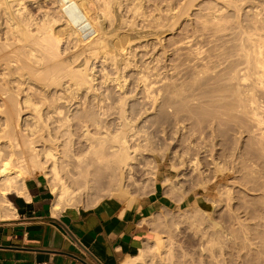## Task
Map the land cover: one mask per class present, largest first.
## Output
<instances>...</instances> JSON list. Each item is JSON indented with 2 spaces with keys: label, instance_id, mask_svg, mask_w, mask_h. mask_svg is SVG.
I'll use <instances>...</instances> for the list:
<instances>
[{
  "label": "rangeland",
  "instance_id": "1",
  "mask_svg": "<svg viewBox=\"0 0 264 264\" xmlns=\"http://www.w3.org/2000/svg\"><path fill=\"white\" fill-rule=\"evenodd\" d=\"M32 1L33 0L28 1L30 5H28L27 3V7L29 6L28 9L30 10L31 14L34 15L35 18L39 17L40 19L41 18L40 15L48 11L47 14H51L53 15V17L55 16L58 19L59 15L55 13L56 10L53 6L54 4L52 3V1L49 2L50 0L49 1L40 0V2L42 3L41 5H40V2L38 4L37 2L35 3V1L33 2ZM96 1H98L99 3L101 2L99 0H93L92 2H89L91 4H88V5H91L90 8L92 11L94 10L97 11V8L99 7L97 12L100 11L99 13H102L101 11L104 9L103 8L104 6L102 5V3H100L101 6H99V3ZM117 1L119 2V7H120V4L122 3L121 5L124 8L123 9L120 7L122 9L120 10L122 12L120 19L123 20L124 17L125 18L128 17L126 19L128 21L131 20L130 22H128V24H136L135 27H133L134 33L133 31L132 32L129 31L130 34L128 36L130 38L128 39L130 43L127 42L128 44L126 45H129V44L130 45L129 47L128 46L125 47L127 49L124 48V52L127 53L125 57L128 60L125 57H124L123 63L120 60L118 61L115 60L116 62H121L118 64H116L114 60H112L114 62L113 63L110 60L106 61L98 56H91L90 58L91 60H90L89 57L93 51L91 52L89 50H93L92 47L96 40L95 37H98V31L92 34H89L88 36L86 35V37L75 36V38L78 37V39H74V36H71V38L73 37L71 40L69 39V37L66 39L67 35L62 36L63 37L62 38L61 37L62 34L60 33L61 35L60 34L59 35L62 38L61 42L63 43V39L64 40L66 39V41H64V44L60 42L59 55L57 56L59 57V59L56 56H48L45 53V51H41L39 53L40 50H38V52H35L36 55L40 54L37 56L41 57V54H42L41 59H39L38 66H35L36 63H38V60L33 59L35 61L34 62L35 65H33L34 64L33 60L29 62L30 59L26 58V60H28L26 65L28 66L23 67L20 70L15 69L12 72V75L0 73V91H1L0 92V123L3 122L4 116L2 115H5V109L11 102L10 99L8 98L10 97V95L11 97H15V100H19L18 105L22 107L21 108L22 112L24 109V112L22 113V115L25 113L23 115V117H25V115L27 116L28 114H31V112H33L30 107L25 108V106H23L22 103L20 104V102L23 100L22 97L25 94V92H27L30 95V98L33 101L34 99H36L35 102L39 103L43 108L45 107V105H43L42 103L52 102V100L56 96L55 94L60 93L62 90H65L64 93H66L67 88H66V85L64 84L70 82L69 80H71L70 79L71 76L69 75V73L65 74V72H59L61 74L60 76L62 77V80L63 79H66V80L65 82H59L61 84L57 86V83H58L57 80H59L58 79L59 73L57 75L58 77L57 78L56 77L57 71L55 70L56 71L55 72L53 70L54 64H57V63L60 64V60H61L60 58L65 57L64 60L63 59L62 60L64 61V63L66 62L65 64L66 67L68 64L69 66L67 67L68 72L72 71L70 68H74V67L76 69L83 68V65L84 64L86 65V63L88 62L87 64H89L90 66V72L91 71L94 72L93 74H91V76L93 75L94 79L92 81L93 83L94 82L95 83L93 84L92 81L83 83L84 85H80V87L82 86L81 87L82 90L79 87V85H77L79 87V90H78V87H76L77 89L73 87V89H76V91L75 90L74 91L77 93L75 94V92L73 91L74 92L73 94L75 95L71 94L72 95L71 98L74 99V97L76 96V99H74L75 105L79 104L81 101H84V102L88 101L87 103L89 104L86 105L87 108L83 109L82 107L84 105L82 106L81 104L82 102H81L79 104L80 105L79 109L77 108L75 110L74 108L73 110L70 111V114H72L71 117L75 118L76 116H73V114L78 115V110H79L80 111L79 113L80 114L82 113L84 115L83 119L87 118V119H90L91 121V119L92 118L94 119L95 117L100 122L102 121V124L104 122V124L110 125L111 129H113L115 128V125H117L119 117H120V115H118L119 114L118 112L122 108H124L126 117L129 115L128 116L129 119L127 117L128 121L131 120L129 121L131 123V127H133L135 131H137V137H136L137 139L135 140V143L137 142L141 144V147H140L141 158L139 159V161L140 160L141 161L140 163L138 162L136 164V166L138 167L135 166L134 172H132L131 174H124L120 179L121 183L114 184L112 186L107 184L109 180V176H106L101 181H98L97 184L93 185V183H96L100 175L97 174L96 171H94V168H91V171H93L92 173L94 174L93 175L91 174L89 177L91 178V176H93L92 177L93 179L89 178L90 184H89V187H86L85 182H84L85 176L82 173V169L84 168L83 166L85 165L84 164L85 161H80L79 158H75L70 153H66L69 146L73 145V150H75L74 152L76 153V155H81V157L86 155L85 150L87 149V146H86L87 144L85 142V139L82 137L81 131H79L80 130L79 126L75 125L76 126L74 130L75 134L72 137V140L70 141L69 139L71 136H69L65 131H63L62 132L63 135L60 138V141L58 143L60 146L59 148H57L61 156L58 167H59V170L61 172L63 179L66 180L67 183H69V185L71 186V188L74 189L75 192L77 191V193L75 197H73L69 205L62 204L63 205L62 207L79 206V207L89 208V207H92L97 202H99L100 200H102L103 198L109 197V196H115L124 201H131V200L139 199L142 196H146L147 194L152 192L155 189V187H159V188H162L165 194V203L167 207L165 211H161V214L158 220L159 222L158 227L155 231V238L148 245H146L148 248L147 250L148 252L144 253V255L146 254L145 255L146 257H144L145 259L141 260L140 263L138 264H264V118H263L264 117V111H263L264 110V98H263L264 88L256 86V88L258 87L257 88L258 90L256 91H259V89L262 88L260 92H257V95H260L257 97L259 100L258 99L257 100L258 102L260 101V103L262 102L260 105L261 109H259V112L260 114L262 113L261 115L263 118V124H261L259 129H257V127H255L251 121H250L251 123L250 122L247 123L246 121H244V122H241L240 124L239 123L236 124L234 121H231L229 123L227 122L226 124H217V123L213 124L211 123L210 118L211 116L214 115L213 112H215L216 114L215 110H217V107L214 106V108L216 109H213V107L209 108L210 107L209 106L206 109L207 111L204 109L200 110L199 107L198 108L194 107L195 110H193L194 111L193 115L197 114L195 116L197 118L196 119L197 122L195 123L194 121L192 123L189 122L190 127L188 128V131L191 132L194 130L193 133L196 131V135H197V132L198 134H199V131L201 132L199 135H197V137L196 135H193L194 137H192V132L189 133V136L190 135L191 136L187 137V80L191 82L192 80L190 79H193V77L196 76V75L193 76L195 73L194 71H196L197 73V69L195 68H198L199 66L205 63V62L204 63L201 62L202 63L201 64L199 62L198 63L199 65L197 64L198 67H196L195 64L190 65L189 67L192 68L191 70H193V67L195 65V68H194L195 70L193 71H191L189 67L187 68V55L189 54L188 52L190 51L187 49V36L188 37L191 36L193 40L191 38L189 39L191 40L193 44L196 41V44H194L193 48L197 44L199 45L198 47H200V45L203 44L201 46L202 47L204 46V47L201 50H203V52H205L206 54L209 51L207 55L203 53L204 54L203 56L205 57L203 58L205 59L204 61L206 62L211 59L214 62L215 58L218 59L217 53L219 54V52H222V51L226 52L225 49L227 48L228 49H227L226 54L230 52L233 53V48H235L234 46L239 39L238 38L239 36H237L238 35L237 33H241L245 27L246 28L243 31L245 30L246 32L248 30L251 31V33L249 31L247 33L249 35L251 34V37L254 34H256L257 36H259L257 38H262V40H264V30H263L264 29V0H193V3H192V0H190V2L189 0H164V1L163 0H138V2L140 1V4H138L137 0L136 1L135 0L134 1L133 0H122V1L117 0ZM128 2H131V3H128ZM168 2H170L171 4L169 5ZM50 3H52L53 5L51 6ZM97 3L98 5H96ZM187 3L189 4V6L187 5ZM45 4H46V8H45ZM92 4H95L96 6L94 7V5ZM135 4L138 6L140 5V7H137ZM159 4L162 5L161 6L162 8L159 7L160 6ZM126 5H128L127 7L130 6L129 7L130 11L127 9L128 13L125 8ZM41 6H43L44 9H42L43 11L40 12L39 7ZM92 6L95 9H93ZM142 6H143V9H142ZM170 6H171V10L169 9ZM212 6L215 8L217 7L218 9H216L215 11ZM100 7H102V10ZM134 7L136 8L134 9ZM132 8L134 10L137 9V11L140 10V13L142 11V14H139V12L137 14L136 13L137 11L135 12ZM156 8L158 9V11H156ZM48 9L51 10V12ZM164 9L166 11H164ZM220 9L221 10L224 9V10L221 11ZM52 10H54L55 12H52ZM207 10L211 12L215 11V13H217L220 10L221 12H218V14L215 15V17H217L215 20H219L218 18H220V16L218 15L219 13H221L220 20L223 23V25H219L221 22H218V21L214 22L215 17L213 18L212 16L210 17L209 11ZM159 12H162L163 14L160 13L159 15ZM54 13L58 16L54 15ZM152 15H153V20L151 19L152 17H150ZM132 16L134 17L132 18ZM157 16H158V19H157ZM129 18H132L135 22ZM143 18L144 19L146 18V20H143ZM207 18L213 19V20L211 19V21L212 23H215V25L212 23L211 25L216 28L218 27L217 29H219V31L217 29L215 30L214 27H211L209 25L211 21L210 19L207 20ZM126 19L123 22L121 21L125 25H127ZM251 19L255 22H253ZM58 20L60 22V17ZM204 20H207L209 23H206L207 21H204ZM173 21L175 24L173 23ZM154 22L156 23V25L154 24ZM122 23L121 25H124ZM189 23L191 24L189 25ZM205 23L208 24V26L207 25L205 26L209 30L205 28V26H203V24ZM169 24L172 25L173 27L170 26ZM238 24L241 27H243V29L240 28L241 31L239 30L240 26ZM105 25L106 26L104 30H107V28H110L107 30V32L109 33V36L110 35L113 36L114 34L112 32L115 33V31L111 27H107L109 25L108 22H105ZM147 25H148V28H147ZM247 26H251V28ZM139 27H142L143 30L142 28H139ZM168 27H170L171 29L170 28L168 29ZM118 28H120V30ZM116 29H117L116 32H118V30L119 32L123 31V33L126 31L125 26L124 27L120 26V27H117ZM58 30L59 28L57 27V31ZM261 30H263V33ZM232 32L233 33L236 32L235 33L236 35L233 34ZM94 34L96 36H94ZM79 38H80V42H79ZM138 38L140 39L138 40ZM91 39L93 41H91ZM73 41L74 42L76 41L77 45H75V43L73 44ZM199 41H200V44L198 43ZM66 45L67 46L70 45L68 46L69 50L71 48L70 51L66 48L67 52H71V55L74 54V56L70 55L71 57L69 56L70 53L64 54V55H68L70 59L68 56H67L68 58L66 56H63V53L66 52V49H65V47H67ZM223 45L224 47H227V48H224ZM219 47H223V48H219ZM229 47H231L230 49H232V51L229 49ZM88 48H89L88 51L85 50ZM63 49H65L64 52H62ZM220 49H222V51ZM216 50H217V53H216ZM212 52L214 53V56H212ZM209 55H210V59H209ZM190 56L192 57V55ZM81 58L85 63L82 62V60H80ZM134 58L135 59L137 58V59L135 60ZM73 59L74 60L77 59V61H75L74 63ZM100 60H103L104 62ZM63 61H61V63L64 65ZM70 61H72L71 63L73 64L69 65ZM91 61H92V64H90ZM101 62L103 63L104 66L100 65L101 66L100 67L99 64H102ZM76 63L77 65L80 64V66L78 65L77 67ZM82 63L83 65L81 67ZM13 64L16 66V63H13ZM13 64L11 66L12 68H14ZM115 64L116 66L117 65H121V66L120 67L117 66L118 67L117 68ZM126 64H127L128 69L126 67ZM30 65L35 66V68H33V66H30ZM40 65H42V67ZM145 65L148 67L146 68ZM91 66H93L92 68L93 70H91ZM37 67H41L40 70ZM123 67H126V68L123 69ZM201 67L199 69H201ZM220 67L221 66H219V69H217L218 67H216L217 72L215 70H213L214 72L211 71L212 72L211 75H214V76L207 74L201 77L202 79L198 77L200 81L196 80V83L198 82V84H194V86H196L194 87V90L195 91L203 90V95H205L204 90H207L208 88H211L214 85L216 86L217 83L223 82V80L220 77H223L222 75H224L225 69H222V67L221 68ZM34 69H36L37 71H35ZM76 69H73V70H76ZM101 69L105 70L106 73L103 72ZM115 69L116 71L119 70L120 72L118 73L117 71L116 73L114 71ZM21 70H22V73H21ZM33 70L39 73V74L35 73V74H38V76L35 75L34 72H32ZM45 70L47 71V74L49 76L53 74L52 76L54 80H52L51 76L50 77L47 76ZM123 70L124 71L126 70V71L124 72ZM142 70L143 72H141ZM1 71H3L2 68H1ZM41 73H42V76L44 77L46 76L45 82H42L44 81L45 78L43 79L39 77ZM217 74H219V76H217ZM35 76L39 77L38 79L40 80L42 79V80L37 81ZM140 76H144L143 78L144 80L146 78V81L140 78ZM207 76H209L208 79H207ZM5 77L7 79H5ZM33 77L35 79H33ZM54 77L57 79H55ZM117 77H120V78H117ZM8 78L9 79L11 78V79L9 80ZM48 79L49 81L52 80L50 88L47 86L50 84ZM140 79L143 80L144 83L145 82H148V83L144 84ZM6 80L7 82H5ZM62 80H59V81H62ZM103 80L105 82H103ZM123 80H124V83L121 82ZM125 80L127 81V85L125 83ZM201 80L203 81L201 82ZM213 80H215V82ZM21 81L23 82L22 84H21ZM53 81L56 83H54ZM74 81L75 79L72 80L71 82L74 83ZM46 83L47 85L45 86ZM53 83L56 84L55 85L56 88L53 87L54 86ZM116 83L118 85H116ZM199 83H200V86H199ZM203 83L205 84V86ZM90 84H92V86ZM147 84L149 88L150 86L153 88V89L150 88V90H152L150 91L148 90L149 88L147 87L146 93H148L149 91L150 95L149 94L147 95L144 92L145 91L144 88L146 87L145 85ZM201 85L204 88L201 87ZM23 86L24 88H21ZM26 86H27V90H26ZM85 86L86 87L88 86L87 87L88 89H86ZM117 86L119 88H117ZM62 87H64L65 89ZM29 89L32 91V93ZM121 89H123L125 93L123 91L121 92ZM53 90L56 91L55 94L50 93V92H54ZM72 90H69L70 93ZM90 90H91V93H90ZM69 91H67L68 93L66 94L69 95L70 94ZM103 92L105 93L107 92L106 95H109L108 97L109 98L112 97V98L110 100H107L109 98L107 96L104 98L105 94ZM179 92H182L180 93L181 95L179 94ZM1 93L2 94L4 93L5 95L4 94L2 95ZM91 94L92 96H90ZM99 94L101 95L100 98L102 99V102L107 103V104L103 103V105L104 104L106 105L104 106L105 109L108 110L112 107L110 113L112 112L113 114L112 113L110 114L108 112L110 114L108 115L105 109L103 111H99V109L95 107L97 106L96 105L97 100L94 98H99V96H97ZM119 94L121 96L120 97L121 99H122V96H125V94L127 95L125 96L126 98L123 97L124 98L123 100L126 99L124 103L120 102L121 99L119 98ZM182 94H185V95H182ZM33 95H34V98H33ZM68 95L66 96H67L68 101L70 99V103L68 101H63L61 103V105L63 104L64 106V103L66 102L65 108H67V106L69 107L70 104H72V102L74 103V100L72 101L71 98L68 99V97L71 96V95L70 96ZM79 95H81L82 97L87 95L86 96L87 100H83L84 98H81V96ZM49 96L51 100L48 99ZM118 98L120 99L119 102H118ZM89 100L92 103L89 102ZM6 101L9 102L7 106H6V103L4 105V102ZM87 103H83V104H87ZM89 105L91 108L89 107ZM108 105H110L109 108H107ZM4 106H6L5 109H4ZM209 109H212V110L209 111ZM196 110L200 112L199 115H198L199 112H196ZM202 110L206 111L209 114L202 113ZM97 111L101 112L99 113L100 115L98 114ZM114 111H117V112H115L114 114ZM44 112H46V109L44 110ZM85 112H86V115H85ZM203 114L204 116H201ZM101 115H103L104 117ZM207 115H210V116L207 117ZM206 117L208 118V120ZM75 120L76 118L74 119V121ZM112 122L114 124H112ZM245 122L247 123V125ZM245 127L247 129H245ZM90 129L94 130V127H90ZM201 133H204L205 136L202 139H199L201 136ZM38 138L40 139L42 138V139L41 141L40 139H38L35 145L37 149H41L43 139L45 138H44V135ZM187 138H188V141H187ZM189 138L192 141L189 140ZM46 143L47 145H51L50 142H46ZM200 146L201 147L204 146L202 147L203 149L204 148L206 149L208 147L205 153H203L204 151L201 148L200 149L198 148ZM193 147L194 148L196 147L195 149L198 148V150H202V151L200 153L198 151L196 152L193 149ZM89 155L90 153L87 154L85 158L89 159ZM194 155L197 157L199 161L198 163L196 162L197 159L195 161ZM192 161L195 162L194 163L195 165L192 163ZM196 165H199V167ZM26 169L28 171L27 172L28 174H25L21 180H19L20 178L16 179V177H18L17 175L19 174L17 169L13 171V173L6 174V177L15 176L14 179H11L8 181L11 184V190H13V187L14 189H17V185L20 182H24L25 178H27L28 176L41 173L47 178L51 186V189L54 193V199H55L57 192L59 191V183L56 179L52 177L51 173L47 171L48 168L45 165L44 167H41V168L38 166L29 165L27 166ZM92 181L93 183L91 184ZM214 225H215V228H213Z\"/></svg>",
  "mask_w": 264,
  "mask_h": 264
},
{
  "label": "bare ground",
  "instance_id": "2",
  "mask_svg": "<svg viewBox=\"0 0 264 264\" xmlns=\"http://www.w3.org/2000/svg\"><path fill=\"white\" fill-rule=\"evenodd\" d=\"M28 1L30 0H0V73H4V74H8V75H12V72L15 70V69H18L20 70L21 68L23 67H26L28 65H26V63L28 62V60H26V58H29L31 62V60L35 59V60H38V63H36L35 65V61L33 60V65L35 66H38L39 65V59H41L42 57V54H41V57L37 56V55H40V54H37L35 52H38L39 53L41 51H45V53L48 55V56H58L59 55V47H60V42L62 41L61 39L63 38L62 36L64 35H67L66 39L69 37V39L71 40V36H74V39H78V37L75 38V36H82V37H86V35L88 36L89 34H92L96 31H98V37H95L96 40L94 42V45H93V50H89L88 49H85V50H89V51H93L92 54L90 55L89 59L91 58V56H98V57H101L102 59L106 60V61H111L113 62L112 60H120L122 63L124 62V57L127 53L124 52V48L126 46L129 47V45H126L128 44L127 42H129V39L130 38L128 35L130 34L129 31H133L134 33V28L136 24H128V21L126 18L128 17H124L123 20H121V15H122V12L120 10H122L121 8H123V6L120 4V7H119V2L117 0H99L101 1L100 3H102V5L104 6L103 10H102V7L101 8V12L102 13H99L97 12L98 11V8H97V11L94 10L92 11L90 6L91 5H88V4H91L89 2H92L90 0H48L49 2L52 1V3H50V5L54 6L56 12L54 10H52V12H55L56 14L59 15L60 17V22H59V17L57 19V17H53V15L51 14H47L48 11H46V13L40 15L41 18L39 19V17L35 18L34 15L31 14L30 10L28 9L27 7V3ZM35 1V3L37 2L39 4L40 0H33ZM32 1V2H33ZM46 1V0H44ZM119 1H122V0H119ZM134 1V0H133ZM136 1V0H135ZM164 1V0H163ZM30 2V3H32ZM98 2V1H96ZM95 2V3H96ZM138 2V0H137ZM156 2V1H155ZM190 2V0H189ZM220 2V1H219ZM44 3V2H43ZM46 3V2H45ZM99 3V2H98ZM98 3L96 5H98ZM99 3V6H101ZM128 3H131V2H128ZM133 3V2H132ZM136 3V2H135ZM169 5L171 4L170 2H168ZM192 3H193V0H192ZM34 4V3H33ZM42 3L40 2V5ZM49 4V3H47ZM134 4V3H133ZM138 4H140V1L138 2ZM163 4V3H162ZM28 5H30L28 3ZM37 5V4H36ZM35 5V6H36ZM94 5V7L96 6L95 4H92ZM124 5V4H123ZM136 5V4H135ZM157 5V4H156ZM160 5V4H159ZM164 5V4H163ZM167 5V4H166ZM187 5L189 6V4L187 3ZM34 6V5H33ZM125 6V5H124ZM128 5H126V11L127 9L129 10V7H127ZM134 6V5H133ZM137 7H140V5H136ZM155 6V5H154ZM162 5H160L159 7H161ZM168 6V5H167ZM172 6V5H171ZM171 6H170V10H171ZM236 6V5H234ZM42 7V8H41ZM39 7V11H43L42 9L43 6ZM213 7V6H212ZM221 7V6H220ZM219 7V8H220ZM34 8V7H33ZM41 8V10H40ZM45 8H46V4H45ZM48 8V7H47ZM93 8V6H92ZM136 7H134L135 9ZM158 8V7H157ZM156 8V11H158V9ZM162 8V7H161ZM160 8V10H161ZM165 8V7H164ZM175 8V7H174ZM214 10L216 11V9H218L217 7H213ZM237 8V7H236ZM31 9V8H30ZM95 9V8H93ZM124 9V8H123ZM133 9V8H132ZM131 9V11H132ZM133 9V10H134ZM142 9H143V6H142ZM166 9V8H165ZM164 9V11H166ZM173 9V8H172ZM240 9V8H238ZM258 9V8H257ZM33 10V9H32ZM31 10V11H32ZM38 10V9H37ZM46 10V9H45ZM49 10V9H48ZM154 10V9H153ZM221 10V9H220ZM218 11V12H221V11ZM249 10V9H248ZM256 10V9H255ZM37 11V12H39ZM51 12V10H49ZM130 11V10H129ZM135 12L137 11L134 10ZM133 11V12H134ZM145 11V10H144ZM143 11V13H144ZM174 11V10H173ZM209 11V10H207ZM213 11V10H212ZM215 11L211 12L209 11V14H210V17L212 16L215 17L217 13H215ZM49 12V13H50ZM125 12V11H123ZM134 12V13H135ZM142 14V11L140 13V10L137 11L136 13L138 14ZM147 12V11H146ZM154 12V11H153ZM171 12V11H170ZM211 12V13H210ZM250 12V11H249ZM248 12V13H249ZM54 13V15H56ZM128 13V11H127ZM135 13V14H136ZM160 13L162 12H159V15ZM168 13V11H167ZM208 13V12H207ZM225 13V12H224ZM39 14V13H38ZM163 14V13H162ZM161 14V16H162ZM221 13H219L218 16H220L221 18ZM250 14V13H249ZM252 14V13H251ZM256 14V13H255ZM51 15V16H50ZM56 15V16H58ZM125 15V14H123ZM128 15V14H126ZM132 15V14H131ZM151 15V14H150ZM224 15V14H223ZM137 16V15H136ZM174 16V15H173ZM208 16V15H207ZM205 16V17H207ZM123 17V16H122ZM131 17V16H130ZM134 16H132L133 18ZM141 17V16H139ZM145 17V16H144ZM152 17L151 19L153 20V15L150 16ZM258 17V16H257ZM132 18H129V19H132ZM149 18V17H148ZM147 18V20H148ZM165 18V17H164ZM174 18V17H173ZM212 18H207L211 19ZM217 17L214 18V22H221L220 18H218L219 20H215ZM127 20V25H125L124 23H122L124 20ZM141 19V18H140ZM157 19H158V16H157ZM162 19V18H161ZM160 19V20H161ZM167 19V18H166ZM172 19V18H171ZM170 19V20H171ZM195 19V18H194ZM199 19V18H198ZM249 19V18H248ZM133 20V19H132ZM139 20V19H138ZM143 20H146V18ZM173 20V19H172ZM207 20H204V21H207ZM213 20V19H212ZM252 20V19H251ZM122 21V22H121ZM134 21V20H133ZM165 21V19H164ZM253 21V20H252ZM105 22H108L109 25L107 27H111L114 31L112 32L114 35L113 36H109V33L107 32L108 29L110 28H107V30H104L105 29ZM135 22V21H134ZM137 22V21H136ZM143 22V21H142ZM153 22V21H152ZM202 22V21H200ZM226 22V21H225ZM255 22V21H253ZM252 22V24H253ZM259 22V21H258ZM124 24V25H121ZM133 23V22H132ZM146 23V22H145ZM159 23V22H158ZM171 23V22H170ZM174 23V21H173ZM193 23V22H192ZM196 23V22H195ZM204 23V22H203ZM206 23H209L208 21ZM203 24V26L207 25L208 24ZM212 21L209 23V25L211 27H214L211 25ZM257 23V21H256ZM139 24V23H138ZM143 24V23H142ZM141 24V25H142ZM152 24V23H151ZM154 24L156 25V23L154 22ZM168 24V23H167ZM175 24V23H174ZM191 23H189L190 25ZM201 24V23H200ZM215 25V23H212ZM240 24V23H239ZM238 24V25H239ZM243 24V23H242ZM159 25V24H158ZM166 25V24H165ZM170 25V24H169ZM219 25H223V23L221 22ZM241 25V24H240ZM239 25V26H240ZM248 25V24H247ZM258 25V24H256ZM255 25V26H256ZM124 27L125 26V32L123 33V31H120V28H118V32H116V28L117 27ZM143 26V25H142ZM146 26V24H145ZM150 26V25H149ZM161 26V25H160ZM172 26V25H170ZM193 26V25H192ZM218 26V24H217ZM242 26V25H241ZM239 27V30L240 28L243 29V27ZM57 27L59 28V30L57 31ZM152 27V26H151ZM149 27V28H151ZM156 27V26H155ZM154 27V28H155ZM159 27V26H158ZM157 27V28H158ZM173 27V26H172ZM188 27V26H187ZM190 27V26H189ZM196 27V26H195ZM221 27V26H220ZM247 27H250L251 26H247ZM139 28H142V27H139ZM138 28V29H139ZM147 28H148V25H147ZM153 28V27H152ZM161 28V27H160ZM170 27H168L169 29ZM194 28V27H193ZM205 28H207L205 26ZM204 28V30H205ZM215 30L218 28L214 27ZM227 28V27H226ZM246 28V27H245ZM244 28V29H245ZM111 29V30H112ZM137 29V27H136ZM135 29V30H136ZM164 29V28H163ZM162 29V30H163ZM166 29V28H165ZM171 29V28H170ZM198 29V28H197ZM208 29V28H207ZM206 29V30H207ZM211 29V28H210ZM228 29V28H227ZM243 29V30H244ZM110 30V31H111ZM122 30V28H121ZM124 30V29H123ZM141 30V29H140ZM143 30V28H142ZM160 30V29H159ZM196 30V29H195ZM194 30V31H195ZM202 30V31H204ZM209 30V29H208ZM219 31V29H217ZM238 30V31H239ZM243 34L242 32L241 33H237L239 36L238 38V41L236 42L235 44V48H233V53L230 52V53H227V47H223L224 48H227L225 49L226 52L222 51V49H220L222 52H219V54L217 53V50H216V53L218 55V59H214V62L213 60H208L207 62L204 61L205 57L203 56L204 54H206L205 52H203V50H201L203 47L200 45V47H198L199 45L197 44L194 48V44H196V41L195 43L193 44L191 42V40L187 36V49L190 50L188 53L190 55H192V57L189 55H187V68L190 66V65H193L195 64L196 67L197 64L200 62L204 63L203 65L199 66L198 68H195V65L193 67V70L197 69V73L196 71H194V75L195 77H193V79H190L192 80L191 82L187 80V137L189 136V133L192 132V137H194L193 135H196V131L193 133V131L189 132L188 131V128L190 127L189 125V122H197L196 121V115H193L194 114V107L195 108H200L201 109H204L206 110L209 106V108H212L213 109H216L214 108L217 107V110L216 111V114L215 112L213 116H211L210 120H211V123H217V124H226L227 122H231V121H234L236 124L237 123H241V122H244L246 121L247 123L248 122H252L253 125L255 127H257V129L260 128L261 124H263V118H262V113L260 114L259 112V109L260 108V101L258 102V96L260 95H257V92H260L261 89H259V91H256L258 90L256 88V86H259V87H263L264 88V40H262V38H257L259 36H253L251 37V34H247L248 31L246 32L243 31ZM257 30V28H256ZM264 30V29H263ZM263 30L262 33H263ZM152 31V30H151ZM188 31V30H187ZM190 31V30H189ZM235 31V30H234ZM237 31V30H236ZM241 31V30H240ZM58 32V33H57ZM146 32V31H145ZM150 32V31H149ZM154 32V31H153ZM192 32V31H191ZM200 32V31H199ZM198 32V33H199ZM251 33V31H249ZM260 32V31H259ZM62 35H61V34ZM111 33V32H110ZM152 33V32H151ZM160 33V32H159ZM163 33V32H162ZM167 33V32H166ZM194 33V32H193ZM201 33V32H200ZM233 33V32H232ZM236 33V32H235ZM233 33V34H235ZM61 37H60V35ZM96 34V33H95ZM94 34V36H96ZM108 34V35H107ZM136 34V33H135ZM139 34V33H138ZM137 34V35H138ZM146 34V33H145ZM161 34V33H160ZM195 34V33H194ZM203 34V33H202ZM201 34V35H202ZM133 35V34H131ZM149 35V34H148ZM188 35V34H187ZM193 35V34H192ZM197 35V33H196ZM236 35V34H235ZM93 36V37H94ZM139 36V35H138ZM153 36V34H152ZM160 36V35H159ZM163 36V35H162ZM165 36V35H164ZM195 36V35H194ZM132 37V36H131ZM140 37V36H139ZM143 37V36H142ZM157 37V36H156ZM161 37V36H160ZM159 37V38H160ZM198 37V36H197ZM256 37V38H255ZM141 38V37H140ZM138 38V40L140 39ZM202 38V37H200ZM199 38V39H200ZM205 38V37H204ZM66 39L64 40L63 39V43L64 44V41H66ZM73 39V40H74ZM136 39V38H135ZM158 39V38H157ZM192 39V38H191ZM196 39V38H195ZM237 39V38H236ZM133 40V39H132ZM131 40V41H132ZM163 40V39H162ZM193 40V39H192ZM203 40V39H201ZM232 40V39H231ZM235 40V39H234ZM78 41V40H77ZM91 41H93L91 39ZM198 41V40H197ZM236 41V40H235ZM68 42V40H67ZM79 42H80V38H79ZM88 42V41H87ZM135 42V41H134ZM177 42V41H176ZM202 42V41H201ZM71 43V42H70ZM75 43V45H77L76 41L74 42L73 41V44ZM130 43V42H129ZM174 43V41H173ZM200 44V41L198 42ZM67 44V43H66ZM81 44V43H80ZM151 44V43H150ZM67 46V45H66ZM70 46V45H68ZM68 46L65 47V49L67 48L68 49ZM72 46V45H71ZM87 46V45H86ZM134 46V45H133ZM230 46V45H229ZM64 47V46H63ZM131 47V46H130ZM206 47V46H205ZM223 47H219V48H223ZM233 47V46H232ZM79 48V47H78ZM137 48V47H136ZM231 47H229L230 49ZM43 49V50H42ZM62 52H64V50ZM67 49H66V52H67ZM127 49V48H125ZM130 49V48H129ZM128 49V50H129ZM212 49V48H211ZM37 50V51H36ZM69 50V49H68ZM71 50V48H70ZM69 50V51H70ZM84 50V49H83ZM84 50V51H85ZM126 50V51H128ZM187 50V51H188ZM206 50V48H205ZM204 50V51H205ZM215 50V49H213ZM232 51V49H230ZM60 52V53H62ZM63 53V56H68V55H64V54H69V56L71 55V52H67V53ZM79 52V51H78ZM86 52V51H85ZM209 52V51H208ZM207 52V54H208ZM214 52V51H213ZM212 52V56H214V53ZM77 53V52H76ZM204 53V54H203ZM80 54V53H79ZM135 54V52H134ZM144 54V53H143ZM206 54V55H207ZM61 55V54H60ZM84 55V54H83ZM140 55V54H139ZM68 56V57H69ZM71 56H74L71 55ZM70 56V57H71ZM132 56V55H131ZM130 56V57H131ZM136 56V55H135ZM67 57V58H68ZM69 57V59H70ZM81 57V56H80ZM86 57V55H85ZM128 57V55H127ZM204 57V58H203ZM216 57V56H215ZM47 58V57H46ZM59 59V57H57ZM65 58V57H64ZM64 58H60V64H54V67H53V70L56 72V77L58 75L59 72H65V74L69 73V75L71 76V80H69L70 82L64 84L66 85V93H68L67 91L69 90H72L73 87L76 88L78 87L77 85H84L83 83H86V82H91L94 77L93 75L91 76V74H93L94 72H90V66L89 64L86 63V65L83 63L81 64V67L83 65V68H70L72 71H69L68 72V64H67V67L65 66L66 62L64 63ZM66 58V60H67ZM77 58V57H75ZM84 58V57H82ZM82 58L80 60H82ZM88 58V57H87ZM126 58V57H125ZM133 58V57H132ZM131 58V59H132ZM207 58V56H206ZM214 58V57H212ZM57 59V60H58ZM63 59V60H62ZM68 59V61H69ZM99 59V58H98ZM97 59V60H98ZM123 59V60H122ZM127 59V58H126ZM135 59V58H134ZM137 59V58H136ZM135 59V60H136ZM209 59H210V55H209ZM55 60V59H54ZM56 60V61H57ZM65 60V61H66ZM74 60V59H73ZM72 60V61H73ZM91 60V59H90ZM93 60V59H92ZM96 60V61H97ZM128 60V59H127ZM130 60V59H129ZM61 61H63L64 65L61 63ZM72 61H70L69 65L73 64L71 63ZM75 61H77V59H75L73 62L75 63ZM100 61H103V60H100ZM105 61V62H106ZM116 64L118 63H121V62H116ZM37 62V61H36ZM81 62V61H79ZM78 62V63H79ZM82 62H84L82 60ZM104 62V61H103ZM132 62V61H131ZM135 62V61H134ZM150 62V61H149ZM13 63H16V66L13 64ZM56 63V62H55ZM85 63V62H84ZM95 63V62H93ZM100 63V62H98ZM102 63V62H101ZM114 63V62H113ZM126 63V61H125ZM130 63V62H129ZM147 63V62H146ZM201 63V64H202ZM217 63V64H216ZM14 66V68H12L11 66ZM42 64V63H41ZM92 64V61L91 63ZM107 64V63H106ZM115 64V66H116ZM33 65H30V66H33ZM47 65V64H46ZM77 65V63H76ZM74 65V66H76ZM80 66V64H78ZM77 65V67H78ZM104 66L103 63L102 64H99V66ZM129 65V64H128ZM132 65V64H131ZM136 65V64H135ZM138 65V64H137ZM199 65V64H198ZM35 66H33V68H35ZM42 67V65H40ZM49 66V65H48ZM97 66V65H96ZM100 66V67H101ZM114 66V67H115ZM118 67H120L121 65H117ZM116 66V67H117ZM146 66V65H145ZM219 66L222 67V69H225V73L224 75H222L223 77H220L223 82H220V83H217V85L211 88H208L207 90H204L205 92V95H203V90H194V84H198V82L196 83V80H199L202 79L201 77L209 74L211 75L213 70L216 71V67H218L217 69H219ZM16 67V68H15ZM41 67H37L40 68ZM46 67V66H45ZM113 67V66H112ZM117 67V68H118ZM126 67H127V64H126ZM126 67H123L126 68ZM148 66H146L147 68ZM201 67V69H199ZM220 67V68H221ZM1 68L3 69V71H1ZM47 68V67H46ZM93 66H91V70ZM106 68V67H105ZM104 68V69H105ZM109 68V67H108ZM145 68V69H146ZM190 68V67H189ZM195 68V69H194ZM44 69V67H43ZM73 69H76V70H73ZM120 69V68H119ZM128 69V67H127ZM192 68H190L191 70ZM199 69V70H198ZM35 71H37L36 69H34ZM32 71L35 73H38V72H35V71ZM42 70V69H41ZM97 70V69H96ZM99 70V69H98ZM102 70V69H101ZM106 70V69H105ZM105 70H102L103 72H105ZM191 70V71H193ZM46 71V70H45ZM53 71V73H54ZM107 71V70H106ZM116 73L118 71V73L120 72L119 70L116 71V69L114 70ZM122 71V70H121ZM124 71V70H123ZM126 71V70H125ZM124 71V72H125ZM139 71V70H138ZM44 72V71H42ZM143 72V70L141 71ZM214 72V71H213ZM217 72V71H216ZM223 72V71H222ZM21 73H22V70H21ZM49 73V72H48ZM100 73V72H99ZM106 73V72H105ZM219 73V71H218ZM221 73V71H220ZM39 74V73H38ZM38 74H35L38 76ZM44 74V73H43ZM46 74H47V71H46ZM51 74V72H50ZM63 74V73H62ZM111 74V72H110ZM113 74V73H112ZM139 74V73H138ZM143 74V73H142ZM141 74V75H142ZM189 74V72H188ZM187 74V75H188ZM214 74V73H213ZM216 74V73H215ZM18 75V74H17ZM32 75V74H31ZM53 75V74H52ZM51 76L52 80L53 79V76ZM61 74L59 73V80H62V77L60 76ZM101 75V74H100ZM105 75V74H104ZM192 75V74H191ZM19 76V75H18ZM22 76V75H21ZM26 76V75H25ZM48 77H50L48 74H47ZM107 76V75H106ZM118 76V75H116ZM126 76V75H124ZM211 76H214V75H211ZM216 76V75H215ZM217 76H219V74H217ZM216 76V77H217ZM221 76V74H220ZM10 77V76H9ZM23 77V76H22ZM36 77V76H35ZM39 77L41 78H45L44 76H42V73L39 75ZM39 77H36L37 81L40 80L38 79ZM47 77V78H48ZM67 77V76H66ZM65 77V78H66ZM97 77V76H96ZM95 77V78H96ZM144 76H140V78H143ZM190 77V76H189ZM188 77V78H189ZM198 77L200 79H198ZM215 77V78H216ZM16 78V77H15ZM18 78V77H17ZM55 78V77H54ZM55 78V79H57ZM105 78V77H104ZM107 78V77H106ZM111 78V77H110ZM117 78H120V77H117ZM116 78V79H117ZM209 78V76H207V79ZM212 78V77H211ZM5 79H7L5 77ZM9 79V78H8ZM11 79V78H10ZM9 79V80H10ZM21 79V78H20ZM26 79V78H25ZM33 79H35L33 77ZM74 83H72L71 81L74 80ZM123 79V78H122ZM204 79V78H203ZM219 79V78H218ZM13 80V79H12ZM17 80V79H16ZM24 80V79H23ZM42 80V79H41ZM40 80V81H41ZM46 78L44 79V81L42 82H45ZM51 80V79H50ZM51 80V81H52ZM58 81L57 83V86L61 83L59 82H65L66 79H63L62 81ZM100 80V79H99ZM106 80V79H105ZM115 80V78H114ZM119 80V79H118ZM127 80V79H126ZM125 80V83L127 85V81ZM141 80V79H140ZM141 80L143 83L144 81H146V78L145 80L143 81ZM206 80V79H205ZM26 81V80H25ZM49 81V79H48ZM51 81H49V85H47V83L45 84V86L47 85L49 88H50V85H51ZM110 81V80H109ZM113 81V79H112ZM203 80H201L202 82ZM210 81V80H208ZM215 82V80H213ZM219 81V80H218ZM7 82V80L5 81ZM54 82V81H53ZM67 82V81H66ZM103 82H105L103 80ZM102 82V83H103ZM118 82V81H117ZM124 83V80L121 81ZM205 82V81H204ZM18 83V82H17ZM20 83V82H19ZM23 82L21 81V84ZM27 83V82H26ZM32 83V82H31ZM56 83V82H54ZM53 83V84H54ZM93 83V81H92ZM95 83V82H94ZM93 83V84H94ZM97 83V82H96ZM109 83V82H108ZM107 83V84H108ZM145 83H148V82H145ZM144 83V84H145ZM44 84V83H43ZM52 84V86H53ZM143 84V85H144ZM204 84V83H203ZM20 85V84H19ZM56 84H54L53 87L56 88L55 86ZM75 85V86H73ZM87 85V84H86ZM92 86V84H90ZM101 85V84H100ZM99 85V86H100ZM116 85H118L116 83ZM124 85V84H123ZM209 85V84H208ZM207 85V86H208ZM10 86V85H9ZM41 86V85H39ZM51 86V87H52ZM97 86V85H96ZM146 87L144 88V92L146 93L147 92V87H148V84L145 85ZM199 86H200V83H199ZM197 86V87H199ZM205 86V84H204ZM12 87V86H11ZM20 87V86H18ZM47 87V88H48ZM65 87V86H64ZM62 87V88H64ZM79 87H78V90H79ZM82 87V86H81ZM80 87V88H81ZM86 87V86H85ZM84 87V88H85ZM88 87V86H87ZM86 87V89H88ZM101 87V86H100ZM112 87V86H111ZM121 87V86H120ZM127 87V86H126ZM144 87V86H142ZM201 87H203L201 85ZM21 88H24L21 87ZM33 88V87H32ZM37 88V87H36ZM103 88V87H102ZM117 88H119L117 86ZM149 88V87H148ZM150 88H152L150 86ZM150 88L148 90H150ZM204 88V87H203ZM206 88V87H205ZM256 88V89H255ZM18 89V88H17ZM58 89V87H57ZM56 89V90H57ZM65 89V88H64ZM77 89V88H76ZM76 89H73L70 93L69 91V95L64 93L65 90H60L59 92L60 93H57L55 94L56 91L54 92H50L51 94L54 93L56 96L55 98L52 100V102H49V103H42L43 105H45V107L43 108L39 103L35 102L36 99H34V101L30 98V95L25 92V94L23 95V100L20 102V104L22 103L23 106L26 107H30L31 110L33 112H31V114H28L27 116L25 115V117H23V114L22 113L24 112V109H23V112L21 111V106L18 105L19 104V100H15V97H8L10 99V104L9 102H4V105L6 103V106L7 108L5 109L6 106H4V109H5V115H2L4 116L3 117V122L0 123V218H5L7 216L10 215V209H13V206L11 205V203L9 202V200L7 199V193L11 190V184L10 182H8L9 180L11 179H14L15 176L13 177H9L7 176L6 177V174L8 173H13V171H15L17 169V171L19 172V174L17 175L18 177L17 178H20L19 180H21L25 174H28L27 172V166L29 165H32V166H38V167H44V165L48 168L47 171L51 173L52 177L54 179H56L59 183V191L57 192V195L55 197V201H54V207L57 208V209H62L64 207H62L63 205L62 204H70V202L72 201L73 197H75L77 191L75 192L74 189L71 188V186L69 185V183H67L66 180L63 179L62 175H61V172L59 170V167H58V164H59V160L61 158L60 154H59V151L57 150V148H59V141H60V138L62 137V132L65 131L70 137L69 141L72 140V137L74 136V130H75V127L76 126H79L80 130L81 131V135L82 137L85 139V142H86V146H87V149L85 150V154L83 157H81V155H76V153L74 152L75 150H73V145H70L69 148L67 149L66 153H70L73 157L75 158H79L80 161H85V165L83 166L84 168L82 169V173L83 175L85 176V185L86 187H89V176L94 173H92L93 171H91V168H94V171L97 172V174H99L98 176V179L96 181V183H93V181L91 182V184L93 183L94 184H97L98 181H101L103 178H105L106 176H109V180L107 182L108 185L112 186L114 184H119L121 183L120 182V179L121 177L124 175V174H131L132 172H134V168L136 166V164L140 161L139 159L141 158V144L140 143H135V140L137 139V131H135L133 129V127H131V123L128 121L129 119V115L126 117V113H125V110L124 108H122L117 114L120 115L119 117V120H118V123L117 125H115V128H112L111 129V126L110 125H106L102 124V121L100 122L99 120H97L95 117L94 119L92 118L91 121L90 119H87V118H84V115L81 113H79L80 111L78 110V115H75L73 114V116H76V120L74 121V117H71L72 114H70V111L73 110L75 108V110L78 108L79 109V104L81 103L82 104V108L85 109L87 108L86 105H88L89 103L87 102H84V101H81L82 99L81 98H84L83 100H87L86 96L82 97V93L81 95V102L79 104H76L75 105V100L76 99V96L73 98L72 95H75L77 92ZM116 89V88H115ZM153 89V88H152ZM181 89V88H180ZM201 89V88H200ZM3 90V89H2ZM11 90V89H10ZM22 90V89H20ZM25 90V89H23ZM26 90H27V86H26ZM30 90V89H29ZM36 90V89H35ZM46 90V89H45ZM48 90V89H47ZM75 90V91H74ZM82 90V88H81ZM125 90V89H124ZM175 90V89H173ZM31 91V90H30ZM75 94H73L74 92ZM96 91V90H95ZM101 91V89H100ZM99 91V92H100ZM123 91V89H121V92ZM152 91V90H150ZM183 91V90H182ZM201 91V92H200ZM1 92V91H0ZM3 92V91H2ZM29 92V91H28ZM39 92V91H38ZM41 92V91H40ZM45 92V91H44ZM87 92V91H86ZM84 92V93H86ZM89 92V91H88ZM109 92V91H107ZM107 92H103L105 95H104V98L109 95H106ZM120 92V91H119ZM124 92V91H123ZM32 93V91H31ZM37 93V92H35ZM64 93V95H63ZM90 93H91V90H90ZM112 93V92H111ZM125 93V92H124ZM127 93V92H126ZM177 93V91H176ZM182 93V92H179V94ZM264 93V92H263ZM2 94V93H1ZM4 94V93H3ZM2 94V95H3ZM48 94V93H47ZM71 96L68 97L72 99V101L74 100V103L72 102V104H70V106L67 108H65V104L66 102L64 103V106L63 104L61 105V103L63 101H68L67 100V96ZM79 94V93H78ZM95 94V93H94ZM147 95L149 94V91L148 93H146ZM259 94V93H258ZM5 95V94H4ZM36 95V94H35ZM45 95V94H44ZM50 95V94H49ZM84 95V94H83ZM122 95V94H121ZM150 95V94H149ZM176 95V94H175ZM181 95V94H180ZM179 95V96H180ZM182 95H185V94H182ZM17 96V95H16ZM78 96V97H79ZM92 96V94L90 95ZM89 96V97H90ZM99 96V98H94L96 99V105L98 106H95L96 108L99 109V111H103L105 109L104 106H106L105 104L103 105V103H106V102H102V99L100 98L101 95H97ZM125 96H127L125 94ZM125 96H122V99L120 98V94H119V98L121 100H123ZM206 96V97H205ZM5 97V96H4ZM42 97V96H41ZM40 97V98H41ZM77 97V98H78ZM94 97V96H93ZM114 97V96H113ZM181 97V96H180ZM184 97V96H183ZM33 98H34V95H33ZM47 98V97H46ZM53 98V97H51ZM86 98V99H85ZM109 98V97H108ZM112 97H110L109 99L107 100H110ZM118 98V102H119V99ZM126 98V97H125ZM261 98V97H260ZM264 98V97H263ZM3 99V98H2ZM7 99V98H6ZM20 99V98H19ZM48 99H50V96L48 97ZM92 99V98H90ZM258 99V100H257ZM40 100V99H39ZM51 100V99H50ZM105 100V99H104ZM120 102H125V100L121 101ZM2 101V100H1ZM4 101V100H3ZM9 101V100H8ZM106 101V100H105ZM70 103V99L68 101ZM89 102H91L89 100ZM83 103H87V104H83ZM92 103V102H91ZM90 103V105H91ZM95 103V102H94ZM68 104V103H67ZM107 104V103H106ZM74 105V106H73ZM89 105V107H90ZM93 105V104H92ZM3 106V105H2ZM20 106V107H19ZM73 106V107H72ZM110 105H108L107 108H109ZM88 107V108H89ZM91 108V107H90ZM114 108V107H113ZM3 109V110H4ZM46 109V112H44V110ZM81 109V108H80ZM112 107L108 110H106L107 112L106 113H110ZM30 110V111H31ZM202 110V113H207L206 111ZM212 110V109H209V111ZM263 110V109H262ZM85 111V110H84ZM88 111V109H87ZM204 111V112H203ZM214 111V110H213ZM264 111V110H263ZM98 112V111H97ZM115 112L117 111H114V114ZM196 112H199L196 110ZM101 113V112H98V114ZM104 113V112H103ZM108 113V115H110ZM77 114V113H76ZM113 114V113H112ZM200 114V112L198 113V115ZM201 115V116H204ZM209 114V113H207ZM85 115H86V112H85ZM89 115V114H88ZM100 115V114H99ZM104 115V114H103ZM101 115V116H103ZM90 116V115H89ZM105 116V115H104ZM103 116V117H104ZM206 116V115H205ZM210 116V115H207V117ZM106 117V116H105ZM206 117V118H207ZM2 119V118H1ZM208 120V118H207ZM206 120V121H207ZM199 122V121H198ZM210 122V121H209ZM245 122V123H246ZM250 122V123H251ZM190 123V124H191ZM233 123V122H232ZM246 123V125H247ZM249 123V124H250ZM112 124H114L112 122ZM116 124V122H115ZM130 124V125H129ZM201 124V123H200ZM76 125V126H75ZM189 125V126H188ZM198 125V123H197ZM242 125V124H241ZM245 125V124H244ZM245 125V126H246ZM220 126V125H219ZM90 127H94V130H91ZM213 128V127H212ZM78 129V128H77ZM195 129V128H194ZM245 129H247L245 127ZM254 130V129H252ZM204 131V130H203ZM242 131V130H240ZM201 131H199V134H200ZM258 132V131H257ZM262 132V131H261ZM252 133V131H251ZM198 132H197V135H199ZM203 134V135H202ZM42 135H44V138L43 139V142H42V147L41 149H37L35 143L38 141V137H41ZM196 135V137H197ZM253 135V134H251ZM262 135V134H261ZM191 136V135H190ZM189 136V137H190ZM204 133H201V136L199 139H202L204 137ZM42 139V138H41ZM40 139V141H41ZM193 139V138H192ZM189 140H191L189 138ZM187 141H188V138H187ZM192 141V140H191ZM46 142H50L51 145H47ZM197 142V141H196ZM202 142V141H201ZM200 142V143H201ZM188 143V142H187ZM191 144V143H190ZM195 144V143H194ZM193 144V146H194ZM202 145V144H201ZM205 145V143H204ZM66 146V145H64ZM192 146V145H191ZM190 146V147H191ZM196 146V145H195ZM199 146V144H198ZM204 147V146H202ZM201 146L198 147L199 149L201 148L205 153V151L207 150V148L203 149ZM206 147V146H205ZM213 147V146H212ZM192 148V147H191ZM196 148V147H195ZM193 147V149L197 152H201L202 150H198L195 149ZM192 149V150H193ZM214 151V150H213ZM190 152V151H189ZM188 152V153H189ZM89 159L88 158H85V156H87V154H89ZM192 153V152H191ZM198 153V154H199ZM193 154V153H192ZM205 155V154H204ZM77 156V157H76ZM195 156V155H194ZM85 158V159H84ZM191 159V158H189ZM197 157L195 156V161H196ZM197 163L199 162L198 159L196 161ZM189 163V162H188ZM192 163L194 164L195 162L192 161ZM196 163V164H197ZM200 164V163H199ZM82 165V164H81ZM195 165V164H194ZM193 165V166H194ZM199 167V165H196ZM195 166V167H196ZM203 166V165H202ZM82 167V166H81ZM138 167V166H136ZM201 168V166H200ZM44 170V169H43ZM202 170V169H201ZM195 171V170H194ZM199 171V170H198ZM203 171V170H202ZM197 172V171H196ZM193 173V172H192ZM96 175V173H95ZM201 175V174H200ZM93 176H91L92 178ZM90 178V179H91ZM97 178V177H96ZM95 178V179H96ZM93 179V178H92ZM203 181V180H202ZM198 182V180H197ZM196 182V183H197ZM201 182V181H200ZM20 183H23V182H20ZM19 183V184H20ZM18 184V185H19ZM17 185V186H18ZM203 185V184H202ZM206 188V187H205ZM14 189V187H13ZM64 205V206H65ZM54 208V209H55ZM55 211V210H54ZM58 211V210H57ZM215 228V225L214 227ZM219 229V228H218ZM221 229V228H220ZM207 243V242H206ZM205 243V244H206ZM206 247V246H205ZM204 247V248H205ZM201 248V247H200ZM148 248L147 246H145L143 249H141L140 253L134 257H132L131 259L125 261L123 264H138L140 263L141 260H144L146 257L144 255V253L148 252L147 251ZM202 251V250H201Z\"/></svg>",
  "mask_w": 264,
  "mask_h": 264
},
{
  "label": "crops",
  "instance_id": "3",
  "mask_svg": "<svg viewBox=\"0 0 264 264\" xmlns=\"http://www.w3.org/2000/svg\"><path fill=\"white\" fill-rule=\"evenodd\" d=\"M7 199L13 209L0 218V264H88L91 254L104 264H123L155 238L167 207L155 187L131 201L109 196L89 208L57 209L41 173L25 178Z\"/></svg>",
  "mask_w": 264,
  "mask_h": 264
},
{
  "label": "built area",
  "instance_id": "4",
  "mask_svg": "<svg viewBox=\"0 0 264 264\" xmlns=\"http://www.w3.org/2000/svg\"><path fill=\"white\" fill-rule=\"evenodd\" d=\"M38 264H47V263L46 262H41V263H38ZM88 264H104V263L101 262L96 256L91 254L89 256Z\"/></svg>",
  "mask_w": 264,
  "mask_h": 264
}]
</instances>
